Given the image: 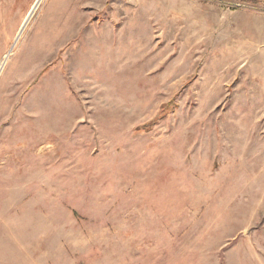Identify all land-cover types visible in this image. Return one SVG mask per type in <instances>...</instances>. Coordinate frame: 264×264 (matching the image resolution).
Returning a JSON list of instances; mask_svg holds the SVG:
<instances>
[{
	"label": "rangeland",
	"instance_id": "374dc122",
	"mask_svg": "<svg viewBox=\"0 0 264 264\" xmlns=\"http://www.w3.org/2000/svg\"><path fill=\"white\" fill-rule=\"evenodd\" d=\"M256 1L0 0V264H264Z\"/></svg>",
	"mask_w": 264,
	"mask_h": 264
},
{
	"label": "crops",
	"instance_id": "0c3cea01",
	"mask_svg": "<svg viewBox=\"0 0 264 264\" xmlns=\"http://www.w3.org/2000/svg\"><path fill=\"white\" fill-rule=\"evenodd\" d=\"M254 2H256L257 3V1L256 0H253ZM262 1V3L264 4V0H261ZM258 3H261L260 1H258Z\"/></svg>",
	"mask_w": 264,
	"mask_h": 264
}]
</instances>
